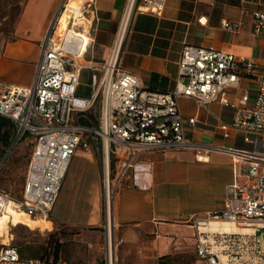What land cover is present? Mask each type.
Listing matches in <instances>:
<instances>
[{
	"label": "built area",
	"instance_id": "built-area-1",
	"mask_svg": "<svg viewBox=\"0 0 264 264\" xmlns=\"http://www.w3.org/2000/svg\"><path fill=\"white\" fill-rule=\"evenodd\" d=\"M71 0H63L47 34L40 42V55L32 86L0 80V116L15 124L16 145L29 138L32 151L20 198L0 188V218L8 206L32 218L49 215L57 202L68 168L77 150L95 146L100 156L104 212L113 216L117 187L142 154L167 150H194L205 161L214 150L228 152L237 167V180L227 188L221 209L196 214L188 222L197 231L196 251L208 264H264V60L218 50L212 46L183 47L179 72L172 89L146 88L140 77L121 66L123 45L135 13L160 14L167 0H127L107 59L97 66L85 59L96 0H82L78 10L63 18ZM254 36L264 37V11H253ZM222 27L236 30L225 20ZM84 69L94 74L89 97L77 93ZM255 83L244 90L240 102L232 100L242 79ZM188 98L199 108L213 102L231 108V120L222 123L225 139L241 138L247 148L200 142L190 137L179 100ZM96 113V116L94 114ZM12 146V147H13ZM12 148L0 155V174ZM116 161L113 175L112 163ZM242 179V180H240ZM210 220L227 221L251 232L211 233L202 230ZM8 224L13 225L12 222ZM10 242L1 241L0 264H66L53 258H26ZM106 242L110 264L114 241ZM228 256L224 260L222 254Z\"/></svg>",
	"mask_w": 264,
	"mask_h": 264
},
{
	"label": "crops",
	"instance_id": "crops-1",
	"mask_svg": "<svg viewBox=\"0 0 264 264\" xmlns=\"http://www.w3.org/2000/svg\"><path fill=\"white\" fill-rule=\"evenodd\" d=\"M62 1L26 0L14 30V39L0 44V80L32 86L40 55L39 44ZM126 1L96 0L94 13L87 18L90 39L85 59L89 62L99 66L107 59ZM72 9L70 13H73ZM255 10L264 11V0H167L160 14L135 13L123 45L121 66L137 74L146 88L166 92L174 86L181 52L187 44L212 46L262 63L264 37L253 34ZM225 20L236 25V30L224 29L222 23ZM62 25H65L64 18ZM85 73L90 76L91 92L85 96L89 97L93 92V76L102 71L84 69L81 79ZM81 87L80 80L77 93ZM246 89L254 91L255 83L244 78L239 89L231 91L229 97L240 102L239 95ZM179 105L184 119L197 120L195 126H186L193 139L227 147H248L241 138L225 139L223 136L221 126L231 120L234 113L231 108L219 102L199 108L188 98L180 99ZM12 125L11 153L16 136L15 124ZM196 154L189 149L148 152L128 170L117 187L112 216L114 227L135 235L127 243L139 244V236L150 233L155 235L154 240L142 244L160 246L169 230L184 226L195 228L188 224L190 217L223 207L227 188L237 180V167L231 155L214 150L208 159L198 161ZM53 208L57 223L102 227L105 218L102 175L100 156L94 145L91 148L81 146L77 150ZM122 251V248L117 251L115 248V257H120ZM62 254L61 250L59 255Z\"/></svg>",
	"mask_w": 264,
	"mask_h": 264
},
{
	"label": "rangeland",
	"instance_id": "rangeland-1",
	"mask_svg": "<svg viewBox=\"0 0 264 264\" xmlns=\"http://www.w3.org/2000/svg\"><path fill=\"white\" fill-rule=\"evenodd\" d=\"M25 2L26 0H0V44L14 39V30ZM80 2L81 0H71L70 7L66 11L68 16L64 17V24L67 23L71 8L77 11ZM79 23L84 26L87 25V21L84 19L80 20ZM81 82L82 87L78 94L89 95L91 89L88 73L82 76ZM4 134H10L11 143L14 141L12 127L0 131V137ZM5 147L0 139V152ZM31 151L30 139L16 144L1 173L0 188L9 191L16 198L22 194ZM54 212L55 208L51 211L48 221L44 223L38 222L19 211H11L6 214L0 218V247L1 241L10 242L11 235H13L12 243L26 257L47 256L55 259V246L59 243L61 245L60 251L62 250L63 254L59 255L58 260L65 261L67 264H108L106 257L107 217L105 212L102 227H76L57 223ZM8 222H12L16 227L11 228V224ZM182 224L187 225L185 222ZM188 224L190 223L188 222ZM112 225L116 251L119 248L124 250L122 255L120 254L122 257L114 256L113 264H208L205 259L197 254V231L195 228L184 226L169 230L162 239V244L153 246L142 243L153 241L154 234H142L139 236V244L127 243L131 242L135 235L133 233L129 235V232L118 226L114 227V223ZM127 235H129L128 238Z\"/></svg>",
	"mask_w": 264,
	"mask_h": 264
},
{
	"label": "bare ground",
	"instance_id": "bare-ground-1",
	"mask_svg": "<svg viewBox=\"0 0 264 264\" xmlns=\"http://www.w3.org/2000/svg\"><path fill=\"white\" fill-rule=\"evenodd\" d=\"M68 7H70V3L68 5ZM75 11L76 10H74V12ZM11 211L23 212V211L18 210L14 204H10L8 206V213H10ZM23 213H25V212H23ZM34 219L38 222H43V223L48 221V219H45L44 217H39V218H34ZM112 223H113V221H112L111 210H109L108 215H107V238H108V242L110 244L113 243L112 242L113 241V225H112ZM201 229L205 230L207 232H211V233H222V234L233 233V232H251V230L241 229L237 225H235L231 222L217 221V220L208 221L206 224L202 225ZM222 257L224 260H228V256L225 253L222 254ZM113 258H114V255H113V253H111L110 264H113Z\"/></svg>",
	"mask_w": 264,
	"mask_h": 264
},
{
	"label": "trees",
	"instance_id": "trees-1",
	"mask_svg": "<svg viewBox=\"0 0 264 264\" xmlns=\"http://www.w3.org/2000/svg\"><path fill=\"white\" fill-rule=\"evenodd\" d=\"M13 123L5 118H2L0 116V131H2L3 129H6V127H12L14 128V125H12ZM0 139L2 140L3 144L6 146L4 148L3 151L0 152V155H3L10 147L11 145V141H10V134H4L3 136L0 137ZM112 171H113V175L116 172V161H113L112 163ZM60 247L61 245L59 243L56 244L55 246V260H58L59 254H60ZM22 254V253H21ZM46 256H41V258H45Z\"/></svg>",
	"mask_w": 264,
	"mask_h": 264
}]
</instances>
